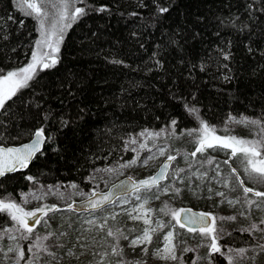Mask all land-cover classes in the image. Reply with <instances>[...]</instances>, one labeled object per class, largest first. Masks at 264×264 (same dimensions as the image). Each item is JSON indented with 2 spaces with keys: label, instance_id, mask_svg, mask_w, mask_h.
I'll list each match as a JSON object with an SVG mask.
<instances>
[{
  "label": "trees",
  "instance_id": "1",
  "mask_svg": "<svg viewBox=\"0 0 264 264\" xmlns=\"http://www.w3.org/2000/svg\"><path fill=\"white\" fill-rule=\"evenodd\" d=\"M41 2L50 28L61 0ZM75 7L86 14L64 29L58 62L38 68L0 110V144L27 142L41 128L46 137L27 170L0 180V200L20 205L37 184L89 191L90 174L131 159L126 140L147 129L181 134L240 117L264 126V0H75ZM40 39L39 21L18 0H0V76L26 67ZM12 226L19 228L0 212V230ZM220 244L255 242L232 231Z\"/></svg>",
  "mask_w": 264,
  "mask_h": 264
},
{
  "label": "rangeland",
  "instance_id": "2",
  "mask_svg": "<svg viewBox=\"0 0 264 264\" xmlns=\"http://www.w3.org/2000/svg\"><path fill=\"white\" fill-rule=\"evenodd\" d=\"M212 128L218 136L260 141L261 158H264V126L258 120L232 118L223 126ZM191 130L194 129L180 134L174 127H167L147 129L131 136L125 146L132 153L131 159L95 169L89 176L92 184L89 191L76 184L35 185L22 195L20 206L25 211H36L45 205L56 206L59 211L48 212L47 216L41 213L40 223L35 225L31 234H27V238H21L23 229L17 231L18 227L0 230V264H186L189 258L190 264H214V255H220L226 264H264V196L254 195L255 192L264 193V179L245 171V158L241 153L233 156L231 149L217 146L196 152L198 131L189 135ZM157 133L158 136L155 135ZM193 152L196 155L193 156ZM169 157L175 159L166 179L157 187L136 191L104 210L83 214L76 219L67 213L72 203L95 192L105 191L122 178L139 180L151 177ZM245 187L253 189V192L246 194ZM180 209L196 210L215 218L212 226L215 228L216 243L221 249L219 253L212 252L208 247L212 242L210 237H203L199 230L190 232L186 227L181 228L167 214L169 210ZM134 216L141 218L133 219ZM145 219L151 223L145 224ZM158 223L165 226L157 227ZM253 225L256 227L253 228ZM141 226L138 236L131 238L129 234L139 231ZM146 228L150 231L151 243L132 244L133 240L143 236ZM109 230L112 236L108 235ZM232 231L251 235L255 244L248 249L222 246L220 239ZM169 232L173 233L176 260L161 259L157 255L158 250L163 254L165 237ZM10 236L16 239H10ZM37 239L47 251L32 247ZM18 246L23 249V259L16 251H8ZM113 249L119 254H115Z\"/></svg>",
  "mask_w": 264,
  "mask_h": 264
},
{
  "label": "snow or ice",
  "instance_id": "3",
  "mask_svg": "<svg viewBox=\"0 0 264 264\" xmlns=\"http://www.w3.org/2000/svg\"><path fill=\"white\" fill-rule=\"evenodd\" d=\"M81 2H83V0H81ZM18 6L25 15L33 17L39 21L41 39L36 44V51L31 57L32 62L30 64H28L26 67L20 68L18 71H11L8 72L7 75L0 76V110L5 109L6 102L16 96L19 90L29 86V81L34 79L38 67L49 68L53 67L58 62L57 57L53 54L59 52V45L63 40L64 29L70 27L71 22L76 21L81 16L86 14L84 8L75 7V0H61L59 5H53V7L58 8L56 18L51 21L50 28H46L45 23L48 21L49 16L48 12L45 11V6L41 0H18ZM161 11H167V9L163 8ZM45 49L50 51H45ZM225 59H227V57H225ZM188 110L190 113H196L197 111L195 108ZM241 122L248 123V121ZM172 123L175 124V121ZM251 123L258 122L252 121ZM197 131L199 138L197 140L198 147L196 148V152H203L205 148H213L217 146L225 149H231L233 156H236L237 153H241L245 158L247 164L245 171L255 173L261 179H264V158H261L262 154L260 148L262 145L260 141L245 140L235 136H218L215 134V129L203 121H201V128L199 130H191L188 134L192 135L193 132ZM155 135L158 136L159 133ZM35 137L36 139L32 143L25 144L22 147L0 148V176L5 175L6 172L17 171L18 169H23L28 166L29 162L35 156V153L40 150V146L44 143L45 137L43 128L35 132ZM48 139H50V137ZM145 146L146 145H141V147ZM196 152H193L192 155H196ZM161 155H163V150H161ZM169 159L172 160L175 159V157H169ZM168 167L169 165L165 164L164 169L166 170ZM162 175L163 171L157 176L140 181L139 186L133 185V187L137 188V190H139L141 187L150 189L151 187L158 184V180ZM27 179L31 180L32 177L29 176ZM241 183L243 182L241 181ZM72 187H75V185H72ZM120 187H124V185H121ZM243 190L246 194L253 192V189L247 187H245ZM165 191H167V189H165ZM176 191L178 194L179 189ZM217 195L223 196L224 194L217 193ZM254 195L264 196V193L255 192ZM109 201V196H104L103 199L99 201L89 198L88 205H90L92 208H99L102 207L104 203ZM228 202L230 204L233 203L232 201ZM71 207L72 205H69V208ZM142 208L143 204L141 205V209ZM55 211H59L56 206L48 207L47 205H45L43 208L37 209L36 211H25L23 207L14 202L0 200V212H6L11 217V219L15 221L17 225H19L17 231L23 229L21 232V238H27V234H31L35 225L40 223L42 217L38 216L37 212L42 213L43 216H47L48 212ZM133 211H137V209H133ZM161 211H164V209H161ZM181 213H184L185 215L182 216ZM167 214L171 215L181 228H184L186 223L198 225L201 235L205 238H211L212 242L210 245H208L210 250L214 253H219L221 251L216 243V236L214 235L215 228L212 226L215 218L210 220V214H195L191 212V209H180L178 211L169 210ZM29 218H31L33 221L31 227L28 223ZM132 218L140 219L141 217L134 216ZM221 219L224 218L222 217ZM229 219H235V217H229ZM144 222L145 224L151 223V221L147 219H145ZM164 226L165 225H163V223L157 224V227ZM101 227H103V225H101ZM255 227L256 226L253 225V228ZM188 230L190 232L193 231L192 228H189ZM152 231H155V229H152ZM108 235H113L111 230H109ZM172 236L173 233L169 232L165 237V247L162 250L163 254H161V250L157 251V255L161 259H177L174 246L172 245ZM10 239L15 240L16 237L10 236ZM43 239L46 240L48 237H44ZM139 243H151V234L149 229L146 228L142 237L132 241V244L134 245ZM32 247L42 248L44 251H47L46 248H43L40 239H37L36 243ZM187 250L189 249H186V251ZM8 251H16L20 259L24 258L23 249L19 248V246L16 249L9 248ZM29 251H31V247L29 248ZM113 252L117 255L119 254L116 249H113ZM144 252H147V248L144 249ZM241 252H243V250H241ZM49 254L52 255L51 253Z\"/></svg>",
  "mask_w": 264,
  "mask_h": 264
},
{
  "label": "water",
  "instance_id": "4",
  "mask_svg": "<svg viewBox=\"0 0 264 264\" xmlns=\"http://www.w3.org/2000/svg\"><path fill=\"white\" fill-rule=\"evenodd\" d=\"M44 137H45V135H44ZM35 139H36V137H35V133H34L33 136L31 137V139L28 140L27 142H24V143H21V144H18V145H2V144H0V148H9V147L18 148V147H22L25 144L32 143ZM45 141H46V137H45L44 143H45ZM44 143L40 146V150L35 153V156L42 151ZM35 156L29 162V164H28V166L26 168L18 169L17 171H25V170H27L29 165H30V163L34 160ZM172 162H173V159L172 160L167 159L160 166L158 171L151 176V177L157 176L158 174H160L163 171V175L160 176V178L158 180V184L156 186L151 187L150 189L157 187L160 183H162L166 179V176H167V174H168V172L170 170V166H171ZM165 164L169 165V167L166 170L164 169ZM17 171L6 172L5 175L0 176V180L2 178H4L5 176L13 174V173H15ZM151 177L146 178V179H139V180H135V179H132L130 177L122 178V179L114 182L112 185H110L105 191L95 192V193L91 194L90 196H88L87 198H85L83 200L76 201V202L72 203L71 204L72 207L69 208V206H68V209L70 211L74 212V213H77V214H92V213L104 210L107 207L113 205L118 199H120L122 197L128 196V195H130V194H132V193H134L136 191L149 190L148 188H142V187L139 190H137V188H134L133 185L139 186V182L140 181L150 179ZM121 185H124V187H120ZM104 196H109L110 197V201L104 203L102 207L92 208L90 205H88L89 198L99 201V200H102ZM191 212L195 213V214L201 213L199 211L192 210V209H191ZM37 215L41 216L42 214L41 213H37ZM181 215L184 216L185 214L181 213ZM209 219L212 220V217L209 216ZM28 223H29V226L31 227L32 224H33V221H32L31 218L28 219ZM185 227L187 229L192 228L195 231L199 230V226L198 225H191V224H187L186 223Z\"/></svg>",
  "mask_w": 264,
  "mask_h": 264
}]
</instances>
